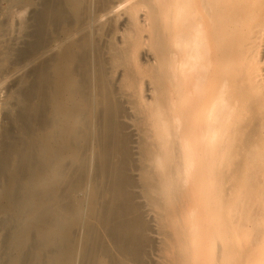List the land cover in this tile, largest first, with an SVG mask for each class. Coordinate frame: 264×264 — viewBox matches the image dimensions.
<instances>
[{"label":"bare ground","instance_id":"obj_1","mask_svg":"<svg viewBox=\"0 0 264 264\" xmlns=\"http://www.w3.org/2000/svg\"><path fill=\"white\" fill-rule=\"evenodd\" d=\"M1 2L0 264L146 263L152 240L110 75L123 67L131 80L144 44L147 202L185 199L171 225L183 226V264L203 253L205 264H264V0ZM122 2L127 51L109 41L105 59L100 38Z\"/></svg>","mask_w":264,"mask_h":264},{"label":"rangeland","instance_id":"obj_2","mask_svg":"<svg viewBox=\"0 0 264 264\" xmlns=\"http://www.w3.org/2000/svg\"><path fill=\"white\" fill-rule=\"evenodd\" d=\"M137 1V0H134ZM117 0H115V3ZM119 3H116V5ZM126 4L122 2L121 6L115 8L113 16L116 24V31L109 38H100V44L103 48V56L108 58L107 49L108 42L113 44L118 51H127V45L123 43L122 33L129 26V18L124 13ZM0 7L4 8V2L0 3ZM144 11L140 10L135 17L139 22H143ZM104 20V19H103ZM107 25V24H106ZM146 33L142 37H146ZM264 40V37L262 38ZM264 45H261L260 51H263ZM136 59L139 62V69L136 70L132 62H129L128 69L131 70V80L124 79L123 67H117L111 75V84L115 89L116 98L123 107V114L120 122L125 127L126 134L129 135V151L131 153L130 165L128 171L130 176L135 180L136 185L134 193L136 201L142 205L144 217L148 222L149 236L152 240L148 248V255L145 264H183L185 262L186 244L183 226L178 227L175 231L171 229V225L176 224L180 220L185 206V199L176 201L167 209H158L150 205L146 200V195L142 189L144 185V172L150 166L151 145H146V149H141V143L150 136L148 123L145 120V105L143 101H149L152 96L153 84L151 82V66L154 62V52L147 45H142L136 49ZM262 86L264 87V71L261 72ZM6 84L0 85V89L5 90ZM5 92V91H3ZM153 183V182H151ZM154 197L157 194L150 193ZM183 207V208H182ZM172 210L171 218L168 222H159L158 218ZM203 217V216H202ZM203 222V220H202ZM204 226V225H203ZM83 231L80 230L79 235L82 236ZM205 238V235L203 236ZM184 254V257L181 258ZM181 258V262H180ZM198 264H205V253L200 255Z\"/></svg>","mask_w":264,"mask_h":264}]
</instances>
